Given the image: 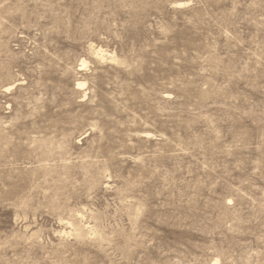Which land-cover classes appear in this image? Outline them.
<instances>
[{
	"label": "rangeland",
	"instance_id": "374dc122",
	"mask_svg": "<svg viewBox=\"0 0 264 264\" xmlns=\"http://www.w3.org/2000/svg\"><path fill=\"white\" fill-rule=\"evenodd\" d=\"M0 264H264V0H0Z\"/></svg>",
	"mask_w": 264,
	"mask_h": 264
},
{
	"label": "bare ground",
	"instance_id": "6f19581e",
	"mask_svg": "<svg viewBox=\"0 0 264 264\" xmlns=\"http://www.w3.org/2000/svg\"><path fill=\"white\" fill-rule=\"evenodd\" d=\"M96 52H97V51H96ZM98 53H99V52H98ZM98 55H99V54H98ZM103 55H104V54H103ZM81 65H84V61H82V64H81ZM77 84H78V85H81V86L84 85V83H82V82H78Z\"/></svg>",
	"mask_w": 264,
	"mask_h": 264
}]
</instances>
